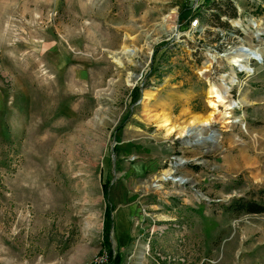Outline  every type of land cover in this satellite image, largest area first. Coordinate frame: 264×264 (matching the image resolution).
Segmentation results:
<instances>
[{"label":"rangeland","instance_id":"374dc122","mask_svg":"<svg viewBox=\"0 0 264 264\" xmlns=\"http://www.w3.org/2000/svg\"><path fill=\"white\" fill-rule=\"evenodd\" d=\"M235 20L264 26V0H0V264H264V213L237 210L264 206V100L235 85L226 124L208 90L230 66L201 74L264 46Z\"/></svg>","mask_w":264,"mask_h":264},{"label":"bare ground","instance_id":"6f19581e","mask_svg":"<svg viewBox=\"0 0 264 264\" xmlns=\"http://www.w3.org/2000/svg\"><path fill=\"white\" fill-rule=\"evenodd\" d=\"M233 24L235 27L242 30V32L245 35H248L250 32H252V29H253L254 32H253L252 36H254L259 42H263L261 37L264 35V26H262L261 23L248 22L247 24H244L242 20H235V21H233ZM244 46H245V44H243L241 46V48L226 52V53L221 54V55H217V54H213V53L209 52L207 54L208 59L203 63V66L201 69V74L202 75L206 74L207 72H209L210 67L213 65V63H217L219 59L220 60L223 59L229 64L230 71L228 73L221 75L220 83L210 85V88L208 90V95H209L208 98L210 99V101L208 102V104H210L209 107H211V108H213V110H215L214 111L215 114L219 113L220 115H222V119L225 120L226 124H231V125H235V124H238L241 122L240 118H236L233 116V111L242 107V104L244 105L243 102H240V101H237V100L230 98V92L238 81V77H237L236 72L233 69V67L235 65L240 66L241 68L248 67V64H246V63L250 57H259V56L264 57V46H262V45L254 46V45L249 43L248 47L250 48L251 52L243 54L242 53V51H243L242 47H244ZM130 51L131 50H127L126 52H130ZM237 57L239 59H236ZM240 61H244V63L240 64L239 63ZM209 120H212V118H210ZM209 120L202 121V123H201L202 132L205 129L210 128V121ZM165 127H166V125H165ZM242 127L245 128V125L242 124ZM189 129L191 132H188ZM195 133H196L195 128L193 126H190V128H188V127L185 128L180 133V135H181V137L185 138L184 139L185 142L187 141L192 145H203V144L207 143L206 139L211 134L213 135L212 137H214V140L220 139V134L216 130H212L207 135H202V133H200L198 136L196 135V137L202 139V141H200L197 144V143H195V139H193L195 137ZM177 160L178 161L176 162L175 167L182 166L186 163L185 159H177ZM82 166H84V165H82ZM173 173H175L173 169L166 170L163 173V175L160 177V181L161 182H167L168 178H172V180H173L172 182H180L182 184L187 183L188 179H186L184 177L176 178L173 176ZM156 188L158 190L161 189V184L158 183L156 185Z\"/></svg>","mask_w":264,"mask_h":264},{"label":"built area","instance_id":"2783aa9c","mask_svg":"<svg viewBox=\"0 0 264 264\" xmlns=\"http://www.w3.org/2000/svg\"><path fill=\"white\" fill-rule=\"evenodd\" d=\"M200 27H201V23L198 18H195L191 21V29L198 30ZM241 45L237 47L230 46L229 47L230 49L229 48L228 49L232 51L241 48ZM242 48H243L242 51L243 54L251 52L247 44H245V46ZM236 59L239 58L237 57ZM263 62L264 60L262 59V56H259V57H250L246 63L248 64V67L241 68L240 66L235 65L233 69L235 70L237 77L238 75H243L242 78L243 80L242 79L240 80V78L238 77V81L236 85H240L241 83L245 84L246 81L251 80L256 75L257 65L263 64ZM239 63L240 64L244 63V61H240ZM109 260H110L109 255L107 253H102L101 255L96 256L91 264H108Z\"/></svg>","mask_w":264,"mask_h":264},{"label":"crops","instance_id":"0c3cea01","mask_svg":"<svg viewBox=\"0 0 264 264\" xmlns=\"http://www.w3.org/2000/svg\"><path fill=\"white\" fill-rule=\"evenodd\" d=\"M255 84L259 87L256 88ZM245 87H246L245 91L243 92L241 91L240 95L245 96L244 103L246 104V106L247 105L249 106V104L258 103L259 100H264V79L263 78L253 79V80L251 79L247 81V83L245 84ZM188 121L190 122V118L188 119ZM260 133H262V131ZM187 154L189 155L193 153L187 152Z\"/></svg>","mask_w":264,"mask_h":264},{"label":"trees","instance_id":"16d2710c","mask_svg":"<svg viewBox=\"0 0 264 264\" xmlns=\"http://www.w3.org/2000/svg\"><path fill=\"white\" fill-rule=\"evenodd\" d=\"M196 11V10H195ZM199 16L197 12H194L193 17ZM238 212L245 211L247 213L251 214H261L264 213V206L259 205L257 203H249L246 205V207H241V209H237ZM110 210H107L105 213V220H106V226L104 227V244L105 245H110V240H109V232L111 228V217H110ZM119 261V260H118Z\"/></svg>","mask_w":264,"mask_h":264},{"label":"water","instance_id":"95a60500","mask_svg":"<svg viewBox=\"0 0 264 264\" xmlns=\"http://www.w3.org/2000/svg\"><path fill=\"white\" fill-rule=\"evenodd\" d=\"M188 132H191L190 131V129L188 130ZM213 135L211 134L207 139H206V142H209V143H214L215 142V140H214V137H212ZM200 141H202V139L201 138H198V137H195V143H199ZM184 144L186 145V146H193L192 144H190L189 142H185L184 141ZM168 181H173L172 180V178H168Z\"/></svg>","mask_w":264,"mask_h":264}]
</instances>
